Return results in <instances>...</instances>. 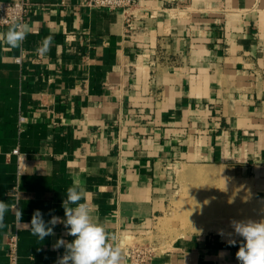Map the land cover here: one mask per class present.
<instances>
[{
	"label": "crops",
	"instance_id": "obj_1",
	"mask_svg": "<svg viewBox=\"0 0 264 264\" xmlns=\"http://www.w3.org/2000/svg\"><path fill=\"white\" fill-rule=\"evenodd\" d=\"M31 1L23 55L0 40V201L23 213L5 215L0 264L11 235L18 264H57L53 245L75 238L57 224L40 240L27 224L35 210L66 219L75 180L125 264L127 241L164 211L175 165L229 167L264 195V0H140L129 12ZM217 235L178 236L142 264H239L240 241Z\"/></svg>",
	"mask_w": 264,
	"mask_h": 264
},
{
	"label": "clouds",
	"instance_id": "obj_2",
	"mask_svg": "<svg viewBox=\"0 0 264 264\" xmlns=\"http://www.w3.org/2000/svg\"><path fill=\"white\" fill-rule=\"evenodd\" d=\"M0 20L7 23L6 18ZM30 32L31 28L27 23L13 22L6 33L0 34V40L11 49H20L23 55L22 44ZM53 39V35H49L41 41V45L36 49L40 56H45L50 51ZM82 200L84 188L79 180H75L72 186L67 188L66 199L62 203L66 219L53 215L50 220L45 221L40 210H35L30 223L27 224L31 233L44 240L45 237L55 235L54 228L57 224H63L66 235L75 238L71 242L59 238L53 245V250L64 248L57 264H125L118 237L108 233L105 226L94 219L92 208L87 202H81ZM10 210L14 211L16 221L22 222L21 209L0 201V227L4 225L5 215ZM229 227L231 232L226 233L224 229H219L217 234L221 237L227 235L230 246L237 243L233 237L241 238L235 254L239 264H264V220L232 219ZM218 255L223 258L226 253L221 251Z\"/></svg>",
	"mask_w": 264,
	"mask_h": 264
},
{
	"label": "rangeland",
	"instance_id": "obj_3",
	"mask_svg": "<svg viewBox=\"0 0 264 264\" xmlns=\"http://www.w3.org/2000/svg\"><path fill=\"white\" fill-rule=\"evenodd\" d=\"M172 180L165 209L154 220L153 232L137 241L135 239L127 241L132 247L148 248L151 257L164 251V246L167 247L178 236L193 235V233H206L212 236L217 235L215 233L219 229H224L226 233L231 232L229 222L232 219L264 220V195L255 193L251 185L236 170L225 166L175 165L172 170ZM204 198L208 202L202 203L203 207L201 204L194 206L195 201ZM190 206H199L202 212H198L196 208L189 212ZM184 215L191 217V223L186 221ZM202 217L205 221L199 223ZM206 227L208 230L204 231ZM233 238L236 241L241 240L239 237ZM223 239L229 240V237L226 235Z\"/></svg>",
	"mask_w": 264,
	"mask_h": 264
},
{
	"label": "built area",
	"instance_id": "obj_4",
	"mask_svg": "<svg viewBox=\"0 0 264 264\" xmlns=\"http://www.w3.org/2000/svg\"><path fill=\"white\" fill-rule=\"evenodd\" d=\"M140 0H84V4L88 7L101 8L108 11L122 10L129 12L139 4ZM33 7L31 0H17V1H0V19L6 18L7 23L0 20V27L11 26L13 22L25 23L28 13ZM128 21V17H127ZM129 22L127 23L128 26ZM19 63L21 58L16 59ZM20 118V122H23ZM13 154H18L15 149ZM7 254L8 264H18V241L15 235H11L7 239ZM151 251L146 247H129L126 251V258L130 264H142L151 257Z\"/></svg>",
	"mask_w": 264,
	"mask_h": 264
},
{
	"label": "bare ground",
	"instance_id": "obj_5",
	"mask_svg": "<svg viewBox=\"0 0 264 264\" xmlns=\"http://www.w3.org/2000/svg\"><path fill=\"white\" fill-rule=\"evenodd\" d=\"M201 171H202V170H201ZM206 173H207V172H206ZM209 173H210V171H209ZM195 174H196L197 176H199V173H198L197 171H195ZM201 175H203V174L201 173ZM205 175L207 176V175H209V174H205ZM200 177H201V176H200ZM206 201H207V199H205V198H204V199H200V200H198V201L195 202V205H197V204H201V206H202V203H203V204H204V203L206 204ZM207 202H208V201H207ZM207 204H208V203H207ZM195 205H194V206H195ZM194 206H190V207H189V212H191L193 209L199 207V206H198V207H194ZM202 207H203V206H202ZM197 210H198V212H200V213L202 212V210L199 209V208H198ZM184 217L186 218V221H188V222L191 223V217H190V216L184 215ZM201 221H205L204 217L200 218L199 223H200ZM208 227H209V226H208ZM209 228H210V227H209ZM205 230H208L207 227L205 228Z\"/></svg>",
	"mask_w": 264,
	"mask_h": 264
}]
</instances>
